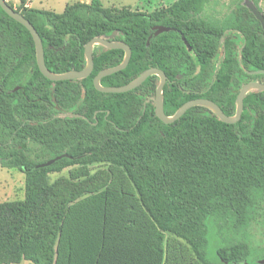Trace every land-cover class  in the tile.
I'll list each match as a JSON object with an SVG mask.
<instances>
[{
  "label": "trees",
  "instance_id": "16d2710c",
  "mask_svg": "<svg viewBox=\"0 0 264 264\" xmlns=\"http://www.w3.org/2000/svg\"><path fill=\"white\" fill-rule=\"evenodd\" d=\"M251 1L261 11L257 0ZM209 2L176 0L151 12H112L92 0L67 4L57 13L25 7L23 1L16 10L37 29L46 65L54 73L83 69L85 45L95 37L123 41L132 49L130 62L103 77L102 85H125L156 67L168 76L163 90L167 115L196 98L211 99L234 115L241 88L264 82V73L258 72L264 70V29L244 0L221 24L212 23L202 16ZM161 27L169 29L156 33ZM93 55L90 76L48 79L38 67L30 31L0 5V99L7 104L0 113V166L21 170L28 193L25 201L0 204V264L22 259L65 264V258L69 264L94 263L100 240L88 222L100 201L69 208L61 199H75L73 189L64 195L39 182L49 170L92 158L114 168L115 188L123 174L139 197L142 212L137 204L125 212L116 190L105 197L109 204L102 202L120 206V217L140 225L130 230L126 250L133 264H152L150 251L161 256L156 245L165 232L190 248L189 257L181 251L175 255L183 264H264V256L257 257L264 246L253 244L249 231L264 202V90L247 93L236 123H225L198 105L167 124L156 114L157 75L127 92H101L94 77L120 64L125 51L95 45ZM30 143L39 145L34 157L28 153ZM152 224L159 231L154 247L146 243L151 234L144 236ZM109 254L101 245L97 258L109 263Z\"/></svg>",
  "mask_w": 264,
  "mask_h": 264
},
{
  "label": "rangeland",
  "instance_id": "374dc122",
  "mask_svg": "<svg viewBox=\"0 0 264 264\" xmlns=\"http://www.w3.org/2000/svg\"><path fill=\"white\" fill-rule=\"evenodd\" d=\"M6 1L9 3L8 0ZM91 1L92 0H32L31 3L32 6L37 9L52 10L57 13H62L67 4H73L75 2L90 3ZM100 1L106 9H109L112 12L121 9L151 12L156 9L166 8L173 4L176 0ZM240 1L243 0H210L209 4L202 13V16L212 23L221 24L232 13ZM244 2H246V0H244ZM257 2L261 12L264 14V0H257ZM15 3H18V0L12 1V4ZM21 4L22 1L17 6L15 5L14 8H19L22 6ZM5 111H7V104L0 99V113ZM28 149V153L34 157V155L39 152V145L30 143L28 144ZM112 169L114 168L110 164L102 162L97 158H92V160L90 159L80 165L49 170L39 179V182L41 185L52 186L55 191L64 195L71 194L70 190L73 189L77 195L75 199H73L71 195L67 198L62 197L61 199L62 202L64 201L63 203L70 206L69 208H71V206L78 205L79 208L82 209L87 202H101H98V206L94 208V213L91 214L93 218L88 222L92 228H95L94 233L95 235L99 234L98 240H100L97 244V252L94 253L95 258L93 264H111L114 260L119 264H133L126 256L127 247L130 244V241H132L130 238L133 236V231L130 230H138L141 227L138 223L135 225L134 221L128 216L122 215L120 217V206L119 208L116 206H108V208L105 207L102 202L109 204L108 199L111 198L109 193L116 190V192H119L118 197H120V200H123L121 208L123 207L125 212H127V210L133 211L136 204L138 206L137 209L142 212V207L140 205L137 192H135L125 175L121 174V182L116 188L113 186V182L111 183L112 180L110 178L113 173ZM27 195L25 174L18 168L0 166V204L14 201H25L27 199ZM105 197H108V199H105ZM56 198L58 199V197H55V200ZM133 199L136 200V202L133 203ZM50 201L51 198L49 202ZM42 202L43 199L39 200L40 204ZM130 204H134L133 209H131ZM259 212V217L251 225L249 231L252 235L253 244L262 247L264 246V202ZM145 221H150V219L147 218ZM104 225L106 226V234L104 233ZM151 226V229L145 228L147 234H144V236H150L151 234V240L146 239V243L148 246L150 244L154 247L155 243L153 242L157 241L159 231L156 227H153V224ZM119 229L120 232H118ZM126 229L127 234L125 232L124 234L123 231H126ZM142 230H144L143 227ZM139 234L141 235V233H134L135 239H141L139 238ZM119 235H122L121 238H118ZM162 235L163 237L160 244L156 245H160L161 256H156L153 251H150L149 256L151 258L150 261L152 260V264H183L184 260L178 262L175 255H180L181 251L184 256L189 257L191 251H189L190 248L186 245L187 243L171 233L165 232L162 233ZM93 238H95V236L90 235L89 239ZM101 245H106V248L110 251L109 257H107L109 263H106L104 259L101 260V258H97L99 247ZM139 250L143 252L142 248ZM263 256L264 253L257 255V257L260 258ZM64 263L69 264L68 259L65 258ZM10 264H34V262L28 259H22L19 262Z\"/></svg>",
  "mask_w": 264,
  "mask_h": 264
},
{
  "label": "water",
  "instance_id": "95a60500",
  "mask_svg": "<svg viewBox=\"0 0 264 264\" xmlns=\"http://www.w3.org/2000/svg\"><path fill=\"white\" fill-rule=\"evenodd\" d=\"M246 4L251 8L256 17L260 20L264 29V14L252 3L251 0H246ZM0 5L10 17L23 24L30 31L35 42L38 67L42 74L52 81L82 79L90 76L94 69L93 53L95 45H103L104 47L110 49H123L125 51V56L120 64L114 67L103 69L94 77L93 83L95 88L105 93L127 92L140 86L144 81H146L149 76L157 75L160 78V81L155 96L156 114L159 119H161L164 123L167 124L175 122L180 117H182L190 108L198 105L209 108L225 123H236L242 117V113L244 111V99L247 93L253 90H264V82L251 81L246 83L237 95L236 113L234 115H227L215 101L208 98L191 99L185 102L180 108H178V110L173 115H167L164 109L163 90L168 81V76L163 70L159 68L151 67L125 85H102L101 80L103 77L121 71L128 66L132 57V49L127 43L123 41H112L103 37H95L85 45L86 65L83 69L71 70L65 73H54L46 65L43 41L35 26L22 13L12 7L6 0H0ZM168 29L169 28L167 27H161L157 30L156 33H160ZM258 72L264 73V70ZM60 158L61 157L59 156L54 159H50L49 161L43 163V165H51Z\"/></svg>",
  "mask_w": 264,
  "mask_h": 264
},
{
  "label": "crops",
  "instance_id": "0c3cea01",
  "mask_svg": "<svg viewBox=\"0 0 264 264\" xmlns=\"http://www.w3.org/2000/svg\"><path fill=\"white\" fill-rule=\"evenodd\" d=\"M8 1H9V3L12 4V1H13V0H11V2H10V0H8ZM21 1H22V2L24 1V2H25V6H26V7L34 8V7L32 6V3H31L32 0H18V3L13 4L14 7H15V5L17 6L19 3H21ZM65 8H66V7H65Z\"/></svg>",
  "mask_w": 264,
  "mask_h": 264
}]
</instances>
